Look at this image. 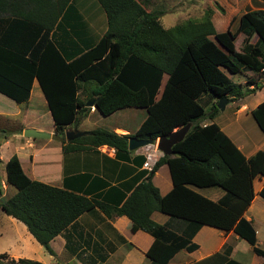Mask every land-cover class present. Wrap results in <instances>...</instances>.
Returning a JSON list of instances; mask_svg holds the SVG:
<instances>
[{
    "label": "trees",
    "instance_id": "trees-1",
    "mask_svg": "<svg viewBox=\"0 0 264 264\" xmlns=\"http://www.w3.org/2000/svg\"><path fill=\"white\" fill-rule=\"evenodd\" d=\"M95 2L104 14L105 30L95 42L81 41L79 47L67 41L69 31L56 34L57 28L67 26L71 0H0V93L24 102L36 79L61 137L65 126L87 113L85 101L90 98L103 116L129 106L145 110L132 134L94 128L73 140L62 139L63 153L107 145L120 158L128 153V137L154 142L190 125L171 146V154L154 161L144 179L116 205L30 179L12 155L3 166L4 183L14 191L6 195L0 184L1 210L23 223L49 254V240L96 207L107 216L124 215L132 228L152 236L145 252L150 264H168L177 250L195 249L190 240L202 225L231 230L264 260L251 222L242 216L253 197V178L264 176V151L245 157L215 122H198L213 118L218 99L245 96L264 83V78L260 83L253 77L236 83L227 75L249 71L264 77V9L245 10L234 30L217 32L210 8L198 19L164 28L158 20L161 11L149 10L141 0ZM74 15L80 19L76 11ZM238 34L243 37L235 50ZM249 113L264 134V98ZM161 164L167 165L171 181L164 195L151 182ZM211 187L223 191L214 201L195 190ZM258 194L264 199V184ZM153 211L182 227L157 224L150 218ZM6 264L41 263L19 258Z\"/></svg>",
    "mask_w": 264,
    "mask_h": 264
},
{
    "label": "crops",
    "instance_id": "crops-1",
    "mask_svg": "<svg viewBox=\"0 0 264 264\" xmlns=\"http://www.w3.org/2000/svg\"><path fill=\"white\" fill-rule=\"evenodd\" d=\"M87 1L85 3V0H71V8L67 14V26L57 28L56 31V34L62 33L63 30L69 31L67 41L79 47L82 45L81 41L95 42L105 30L104 14L99 5L93 0ZM215 1L221 7V0ZM171 2L174 6L183 0H171ZM188 2L190 0L184 1L186 5H189ZM239 2H243L245 6L250 0H240ZM260 2L262 1L254 0L253 3L257 6L251 9H264L261 6L263 3ZM208 5L204 6V10L207 7L212 9L210 19L213 24L212 17L217 9L211 4ZM74 11L80 17L77 21ZM185 13L187 14V12ZM219 14L221 15V12ZM222 15L224 19L223 21L220 19V27L229 25L230 18ZM159 22L162 25L160 20ZM235 23L237 26L238 21L236 20ZM226 28L229 29L226 26L224 30ZM214 29L219 32L215 27ZM227 75L229 76L228 73ZM263 86L262 84L261 87ZM32 98L43 103L47 109L45 98L36 79L32 80L29 97L24 102L16 103L0 93V168L3 170L5 161L15 155L22 171L30 179L62 187L109 205H116L124 194L128 195L131 188L144 179L154 161L163 155L156 148L154 142L133 150L128 149V153L120 158H117L113 148L107 145L63 153L61 141L62 139L64 142L66 141L55 131L49 110L47 109L50 123L43 126L35 118L36 109L32 108L33 106L30 104ZM263 98L264 96L257 99L255 105ZM19 105L24 106L22 114L18 108ZM250 109L242 111L236 107L235 114L239 116L236 119L235 115V119L232 121L237 123L233 124V130L228 129L232 124L226 122L225 119L214 121L213 118L208 119L206 116L199 124L215 122L247 157L256 150L264 151V140L257 143L260 130L249 113ZM241 114H244V120H242ZM18 115H21V120L20 126L16 128L10 124L9 119ZM145 116V110L141 107L119 108L109 115L103 116L93 106H90L87 113L80 117L76 123L65 126L63 133H68L72 137L70 140H73L85 131L102 128L95 125L98 120L104 119L109 120V123L102 129L117 134L130 135L138 128ZM243 125L251 128L252 136ZM25 128L53 133L59 136V139L27 137L22 134V130ZM145 162L148 163V166H144ZM151 182L155 183L152 184L157 188L159 195H164L171 188L166 164H161L157 168L151 177ZM0 184L3 190L6 189L4 174ZM263 184L264 176L253 178V197L242 213V216L251 222L255 231L256 245L259 242L264 243V199L258 194ZM214 188L195 190L214 201L223 192ZM150 218L157 224H165L176 230L182 227L181 222L158 211L151 212ZM190 241L196 245V248L192 251H186L183 248L177 250L169 258L168 264H264V260L261 257L258 259L257 255L252 252L247 241L231 230L223 231L209 225H202ZM152 242V236L132 228L124 215L107 216L94 207L82 212L49 240L48 245L53 253L49 254L31 236L23 223L6 215L0 208V254L5 255L0 258V264H6L7 260L15 261L19 258L34 260L41 264H150L145 252ZM249 251L252 252V255H249V260L246 261L244 255H248Z\"/></svg>",
    "mask_w": 264,
    "mask_h": 264
},
{
    "label": "rangeland",
    "instance_id": "rangeland-1",
    "mask_svg": "<svg viewBox=\"0 0 264 264\" xmlns=\"http://www.w3.org/2000/svg\"><path fill=\"white\" fill-rule=\"evenodd\" d=\"M93 1H95V0H93ZM184 1H187V0H183V2H181L180 4L174 5V6H173V2H171V0H146V1H142V2L146 4V6L149 10H160L161 11V14L159 15V20L161 21V23L164 27L172 26L176 23L182 22L186 18L188 19L189 17H190L189 19L197 18L203 13L204 8H205L204 6L211 4V6H213L215 9H217L216 10L217 12L213 15L212 20H213L214 27L218 31L224 30V28L226 26H228L230 30H234L235 26H236L235 22H236V20L238 21L237 16L240 13H242L244 10H246L248 8L249 9L255 8L257 6L256 4L253 3L254 0H252V1L250 0L248 5L246 3L245 6H244L243 2H239L240 0H221V7L218 5V3L216 1L214 2V0H190V2H188L189 5H186L184 3ZM87 2L88 1L85 0V3H87ZM260 3H263V2H260ZM261 6L264 7V3L261 4ZM185 12H187V14ZM220 12H221V15L219 14ZM222 14H224V15H226V17L230 18V23H229V25L227 24L226 26L224 25V26L220 27V19L222 21L224 19V16ZM242 37H243L242 34H238L235 37L234 42H233L235 50H238L239 45H240L241 40H242ZM229 77L233 82H236V83H244L248 79V77H253V78H255V80H257L258 82L261 83V81H263V78H264L263 76L259 77L258 75L252 74L249 71L239 72V73H235V74H229ZM262 84L264 85V83H262ZM262 96H264V86L261 87L260 89L256 90V91H254L253 93L247 94L245 96L237 97V98H234L233 100H230V101L226 100L222 109L216 107V110L214 111L215 114L213 116V120L214 121H220L221 119H225L226 122H231L229 124H232L231 127H229L228 129L233 130V127H234L233 124H237V123H234L232 121H233V119H235V115H236V119L239 116L238 114H235L236 113V107L242 111L243 110L244 111L249 110L258 101L257 99L261 98ZM228 102H230V103H228ZM30 104H32V106H33L32 108L36 109L35 118L37 119V121L43 126H46L47 124H49L50 123V117H49V114H48L47 109L44 106V104L35 101L33 98L30 101ZM210 105H211V103L208 104L207 106H205L207 112L211 111V109H210L211 107H209ZM18 108L22 114V110H24V106L19 105ZM212 110H213V108H212ZM240 116L242 117V120H244V117H245L244 114L243 115L241 114ZM203 118H200L198 120V122H202ZM20 120H21V115H18L15 117L14 116L10 117L9 122L12 126L18 128L20 126ZM108 123H109V120L101 119L100 121L98 120L96 122L97 125H95V126L105 128V126H107ZM243 126H245V130L250 134V136H252L253 131H251V128L248 127L247 125H243ZM243 129H244V127H243ZM258 133H260V137L258 138L257 143H260L264 140V134L260 131ZM155 141H156V139L154 140V144H155ZM3 174H4L3 168H0V180H3ZM152 183H154V182H152ZM214 189H216L217 191H221V189L216 188V187ZM4 190H5L6 195L11 194V192L14 191L13 187H11V186L6 187V189H4ZM205 191H207V190H205ZM204 193L207 194L208 192H204ZM257 246L261 249H264V243L262 244L261 242H259V244ZM249 255H252L251 251H249L248 255H244L246 261L249 260ZM256 257L258 259H261L258 256H256Z\"/></svg>",
    "mask_w": 264,
    "mask_h": 264
},
{
    "label": "water",
    "instance_id": "water-1",
    "mask_svg": "<svg viewBox=\"0 0 264 264\" xmlns=\"http://www.w3.org/2000/svg\"><path fill=\"white\" fill-rule=\"evenodd\" d=\"M225 99H218L215 103V106L218 108H223V105L225 103ZM85 106H92V99H88L85 101ZM190 123H187L181 127H176L170 132H167L165 134H162L156 138V148L164 155H170L171 154V146L177 142H179L182 137L184 136L185 132L187 131ZM22 134L27 137H35V138H51V139H59V136L53 133L38 131L32 128H25L22 130ZM64 140L68 141L72 137L69 136L68 133H64ZM148 143H152L146 139H140L136 138L134 136L127 138V149L133 150L138 147H141L143 145H146ZM3 198L0 197V201H2Z\"/></svg>",
    "mask_w": 264,
    "mask_h": 264
},
{
    "label": "built area",
    "instance_id": "built-area-1",
    "mask_svg": "<svg viewBox=\"0 0 264 264\" xmlns=\"http://www.w3.org/2000/svg\"><path fill=\"white\" fill-rule=\"evenodd\" d=\"M144 166H148V163H147V162H145V163H144Z\"/></svg>",
    "mask_w": 264,
    "mask_h": 264
}]
</instances>
